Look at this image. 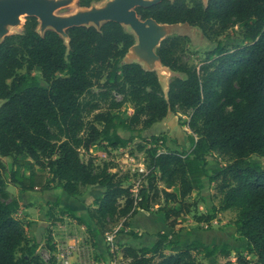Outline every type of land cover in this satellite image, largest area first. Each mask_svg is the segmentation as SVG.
Listing matches in <instances>:
<instances>
[{"label": "trees", "instance_id": "obj_1", "mask_svg": "<svg viewBox=\"0 0 264 264\" xmlns=\"http://www.w3.org/2000/svg\"><path fill=\"white\" fill-rule=\"evenodd\" d=\"M99 1L78 5L89 8ZM187 1H163L136 12L142 20L197 28L207 39L238 28L241 43L228 49L217 43L197 68L183 60V37L161 41L156 54L162 66L181 75L170 81L166 95L154 72L123 63L135 40L114 22L69 29L65 41L53 31L40 35L37 19L25 17L22 33L0 42V264H54L30 245L28 223L16 219L19 204L8 199L7 184L21 192L60 188L69 197L86 187L102 188L88 211L93 227L85 226L96 238L119 220L122 230L128 228L138 211L155 207L173 229L196 207L186 198L200 192L205 181L220 195L218 210L236 213L233 226L245 247L234 253V261L228 244L183 246L174 232L171 237L157 233L148 247L123 245L122 258L127 264H202L196 258L202 255L219 257L223 264H264V166L250 159L264 160V0ZM125 104L131 106L129 116ZM168 113L188 117L183 124L192 134V148L159 152L164 138L149 136L147 145L138 147L146 173L135 194L123 186L128 174L94 163L92 153L127 148ZM82 153L89 155L86 161ZM213 154L226 162L209 171L207 157ZM193 219L208 225L214 215ZM123 232L118 234L138 238L132 230Z\"/></svg>", "mask_w": 264, "mask_h": 264}, {"label": "rangeland", "instance_id": "obj_2", "mask_svg": "<svg viewBox=\"0 0 264 264\" xmlns=\"http://www.w3.org/2000/svg\"><path fill=\"white\" fill-rule=\"evenodd\" d=\"M78 1L79 0H74L72 4L57 10L55 14L66 16V15L74 14L79 10H82L83 8L79 7ZM105 1L106 0H101L99 2L92 3L91 6L100 7L103 5ZM201 1L205 3L207 0H201ZM187 3L188 5H191V0H188ZM126 29L129 31L128 28ZM9 33L20 34L22 33V28L21 26L10 28ZM172 36H181L185 39L186 46H185V52L183 54V60L188 65L195 66L197 68L203 63V61L207 57L208 52L213 50V48L217 43L224 45L227 49L241 43L240 30L238 28H234L218 38L207 39L202 35L200 30H198L197 28L189 27L187 25H179L175 27V29L173 30L172 34L169 37ZM23 72L24 70L20 71V73ZM155 74L159 80L163 95H165L170 81L174 77H181L180 74L171 72L170 70L160 66L157 67V69L155 70ZM34 75L40 79L38 73H34ZM98 91H99L98 89H94L95 93H98ZM112 97L116 101L119 102L122 101V96L118 95L115 92H113ZM122 110L124 111L125 116H129L132 114V109L129 104H125ZM186 121H188V117L186 115H181L179 113H169L164 120L155 124L152 128L142 131V138H135L127 148L118 149L116 151H110L109 154H104L102 152L96 151L91 154V157L94 163L98 166H102L103 164L106 163L109 165L112 172H116L120 176L124 174H128V179L123 182V186L130 187L133 193L135 194L143 184L142 174L146 173L145 155L143 154V152L138 150V147L147 145L144 143H146L148 137L151 135H155L160 139L161 137L164 138V142H162L161 147L159 148V152L165 150H172L178 152L190 151V149L192 148V143L190 140L192 134L186 127H184L183 123H186ZM149 147H153V146L149 145L147 148ZM81 157L83 160L86 161L89 155L82 153ZM250 159L252 162H257L264 166L263 159L258 158L254 155H252ZM1 160L5 166L10 165L11 163L10 159L2 158ZM207 160H208L207 169L209 171L218 168L220 166H223L226 162L224 159L220 158L216 154L209 155L207 157ZM22 172H25V170H22ZM100 190L102 191V188H95L94 190H91L89 187L88 188L86 187L82 190L81 194L77 196L78 206L76 208L78 210V213H80L87 222L90 221L88 218V211L90 209H93L92 204L95 206V201L97 200L96 199L97 194ZM50 194L51 195L58 194L57 198L60 204L66 202L68 203L72 202V197H69L61 189L54 190ZM82 200H84L83 203L81 202ZM194 201L197 202L196 207H194L193 209L191 208V213L184 218V221L181 224L175 226L173 229L165 225L163 214L162 213L157 214L158 213L156 211L157 207L153 208L151 210L152 212L149 211L150 213H146L141 210L138 211L139 213L137 212L135 217L130 219V222L132 224L131 226L141 231L148 230L150 227L158 231L163 230V232H167L170 236H172L174 232L176 235L174 238L176 240H179L183 246L188 245L192 242H200L207 246H213V245L219 246L222 244H228L231 247V256L229 257V260L234 261L235 260L234 253L236 251L243 252L245 247V241L241 239V237L239 236V234L237 233V231L233 226V221L235 220L236 213L234 211L223 212L218 210L220 195L216 192L214 184H209L207 181L204 182V187L200 192L198 193L192 192L190 197L186 198L187 203H192ZM86 202L89 203L87 208H85L84 206L86 205ZM162 204H163V199H160V205ZM60 212H65V211H63L62 209L61 211H59L58 214H54L55 216L52 215L51 218L62 219L59 218L60 216H58L62 214ZM200 214L214 215V219L211 221L212 223L210 222L211 224L208 225H205L204 223L197 224L194 221L193 216ZM61 217L69 218L66 213H63ZM83 218L76 217L75 220L77 221L78 224H81L79 221L83 223L84 221L82 220ZM16 219L18 218L16 217ZM121 222L122 220H119L110 233L114 234V236H119L118 239H122V240L126 239L129 246L134 248L135 246H137V243H135L131 237L122 238V236L120 237V235H124V234H118L119 231H124L123 233H125V229L122 230ZM91 225L93 224L91 223ZM141 233L142 235L144 234V232ZM79 234L82 237L83 234L79 231L76 232V234L73 233V236H79ZM102 240L105 243L104 241L105 235L98 239L100 243ZM114 244L118 248L116 257H112V255H110L106 250L107 258H108L106 263L109 264L110 260L114 259L117 264H123L122 261L123 258L120 249V247L123 246V244L115 243V242ZM81 245L84 247L87 246V248L91 250V248L89 247V243L86 240H81ZM36 254L41 259L42 258L47 259V257L49 256L47 255V253L42 251V249L38 250ZM118 254L120 255L118 256ZM247 257L249 258V256ZM196 258L202 264L224 263V261L219 257L205 259L202 255H198ZM90 259L95 261L97 257H95L94 254L93 256L90 257Z\"/></svg>", "mask_w": 264, "mask_h": 264}, {"label": "water", "instance_id": "obj_3", "mask_svg": "<svg viewBox=\"0 0 264 264\" xmlns=\"http://www.w3.org/2000/svg\"><path fill=\"white\" fill-rule=\"evenodd\" d=\"M73 1L0 0V42L6 36L12 35L9 33L10 28L21 26L23 30L25 17L37 19V32L40 35L46 31H53L65 41L69 29L77 27L99 29L104 23L114 22L122 26L135 40L123 59L124 64H137L145 71L154 73L159 66L168 69L162 66L156 50L161 41L169 37L179 25L159 24L151 18L142 20L136 9H147L171 0H106L100 7L91 4L89 8H83L71 15L55 14L57 10L72 4Z\"/></svg>", "mask_w": 264, "mask_h": 264}, {"label": "crops", "instance_id": "obj_4", "mask_svg": "<svg viewBox=\"0 0 264 264\" xmlns=\"http://www.w3.org/2000/svg\"><path fill=\"white\" fill-rule=\"evenodd\" d=\"M7 186V185H6ZM88 188V187H87ZM91 190H94L95 188H100L97 186H90ZM60 188H54L47 191H41V190H34L29 192H21L17 190L16 187L8 184V186L5 188V191L7 193L9 200H16L19 204V210L16 214V217L18 220L28 223L26 226V234L29 240L30 245L36 246V252L38 250L42 249L45 253H52L49 251L50 247H54L58 243H65L67 245H77L81 246V240H86L89 243V247L91 248L90 257L95 254V257L97 259L91 260L89 264H107L106 261L107 258V251L108 247L107 245L101 241V243L98 241L99 238L102 236H97L96 238H90L86 233V227L87 225H91L90 221H86L80 213H78L77 206H78V199L77 197H72L71 203H59L58 202V194L57 195H51L50 193L54 190H57ZM103 193V190L99 191L97 194V198L101 197ZM82 203L84 200L81 201ZM89 203L86 202L85 208H87ZM95 206L92 204V208ZM91 208V206H90ZM60 213H66L68 217L70 218H63L61 217L62 214L58 215L59 218L62 219H56L51 218L52 215ZM152 212V211H151ZM139 213V212H138ZM150 213V212H146ZM72 214V215H71ZM159 214V213H157ZM55 216V215H54ZM83 218L82 220L86 221L83 224H78L75 218ZM135 217V216H134ZM71 223V224H69ZM149 223V222H148ZM131 222H129L128 229H125V232L127 230H132L135 233H137L138 238L133 239L135 243H137V246L134 248H141V247H148L151 244H153L156 241V234L157 233H164L168 237H171L167 232H163V230H154V228H149L148 230H138L136 228H133L131 226ZM81 232L83 235L80 236H73V233L76 234V232ZM141 232H144L142 235ZM126 237L130 238L127 235H120V237ZM119 236H114V242L115 243H122L124 246H129L126 239H118ZM175 237V236H174ZM175 239V238H174ZM179 241V240H178ZM44 246V247H43ZM43 247V248H42ZM131 247V246H130ZM107 250V251H106ZM93 252V254H92ZM120 254H118L119 256ZM80 259H83L84 256L79 254ZM43 261H45L44 258H42ZM123 264H126V260L122 259Z\"/></svg>", "mask_w": 264, "mask_h": 264}, {"label": "built area", "instance_id": "obj_5", "mask_svg": "<svg viewBox=\"0 0 264 264\" xmlns=\"http://www.w3.org/2000/svg\"><path fill=\"white\" fill-rule=\"evenodd\" d=\"M144 174V173H143ZM212 223V222H211ZM210 223V224H211ZM207 225V224H205ZM105 244L108 247V253L112 257H116L117 246L114 244V234H105ZM79 254L83 255L84 258L80 259ZM90 249L87 246L65 245L58 243L55 245L54 251L45 259L47 261L50 257L54 258V264H89L90 261ZM109 264H117L114 259L110 260Z\"/></svg>", "mask_w": 264, "mask_h": 264}]
</instances>
